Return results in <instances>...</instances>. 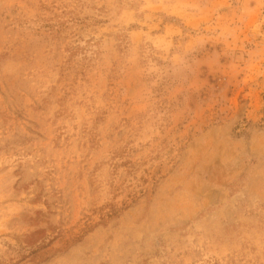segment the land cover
Instances as JSON below:
<instances>
[{"label": "rangeland", "instance_id": "1", "mask_svg": "<svg viewBox=\"0 0 264 264\" xmlns=\"http://www.w3.org/2000/svg\"><path fill=\"white\" fill-rule=\"evenodd\" d=\"M0 264H264V0H0Z\"/></svg>", "mask_w": 264, "mask_h": 264}]
</instances>
